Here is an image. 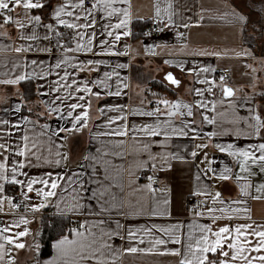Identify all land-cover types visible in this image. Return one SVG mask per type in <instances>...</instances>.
Returning a JSON list of instances; mask_svg holds the SVG:
<instances>
[{"label": "snow or ice", "instance_id": "obj_1", "mask_svg": "<svg viewBox=\"0 0 264 264\" xmlns=\"http://www.w3.org/2000/svg\"><path fill=\"white\" fill-rule=\"evenodd\" d=\"M246 2L252 5L250 14L233 7L225 15H230L233 22L241 26V33L247 32L251 27L254 32L259 33L260 39L264 40V0H246ZM121 4L128 6H118ZM257 4L260 5L259 8L255 7ZM18 8L24 11L27 24L20 20L14 21L13 15L10 14ZM172 8L173 4L169 0L163 9L168 24L174 23ZM29 13L32 14L28 15ZM161 13L162 9L157 4L156 17L163 23ZM251 14H255L257 19L252 20ZM0 18L3 19L4 24L14 22L22 30L31 26L30 32L22 33L20 37L22 40L46 42L44 46L36 48L31 45L27 47L21 45L15 51L45 53L50 63L32 59L31 65L38 66L39 73L34 71L31 77L23 73L15 79L2 82L15 84L30 78L46 81L45 84L39 85L40 89L47 88V91L40 92V95L55 94L53 99L45 101L49 112L56 113L61 120H66L70 125L60 127L54 135H59L60 132H78L86 127L90 119L92 97L99 99L102 95L120 96L121 86L128 87L126 81L121 79L120 73L116 71L117 68H125L127 65L113 66L109 63V59L123 54L117 50L116 46L122 36L132 35L130 0H0ZM183 27L188 28L189 24L185 23ZM38 29L43 31L42 36L38 34ZM144 35L150 36L151 33L146 32ZM177 35L183 38L184 34L177 33ZM155 47L158 46L146 45V51L155 54ZM203 54L205 53H201ZM241 54L249 55L250 53L247 50L237 53V55ZM165 63H173V61L166 60ZM177 66L183 70V64ZM101 68L111 69V71L101 72ZM208 70V68L202 69L204 72ZM84 71L95 72L96 75L91 78L81 77L80 73ZM188 71L197 72L199 76V72L194 68ZM52 75H55L56 79L48 82L47 77ZM113 77L116 78L115 90H113ZM165 80L175 86L181 83L172 72L166 74ZM224 80L225 77L221 76L219 85L215 79L200 80L199 83L209 86L207 89L197 87L192 90L194 95L199 97L194 103H187L181 99L160 98L155 101V107L150 110L134 108L130 111H126L125 106L103 105L99 109L101 114L106 115L105 109L119 114L106 117L105 127L108 130L96 133L97 136L127 137L131 132L134 150L137 155L143 154L146 157L140 160L136 167L149 168L154 174L157 171L171 170L174 165L193 164L196 169L197 187L195 190H190L189 195L203 197V199L189 210L197 217H207V223L198 225L189 223L186 235L183 232L185 225L179 221L167 227L156 224L139 229L127 227L119 219H113L111 216L114 210H119L121 216L126 215L123 198H118L105 187L103 182H97L96 188L91 190V199L101 204L98 211H94L90 204L82 202L87 199V196L80 193L89 192L86 185L93 179L90 173L87 176L82 174L86 171L83 165L81 172H73L69 177L78 186L79 191L74 188L77 195L72 198L71 203L64 201L57 196V191L61 189V181L65 176L54 172V169L61 166L62 162L68 161V154L57 151L55 158L42 156L39 154L36 143L30 141L27 130L22 129L19 122L12 124L6 119L0 120V125L3 126L0 128V211L3 210L4 201H8L13 209L22 206L25 210L31 209L34 213L51 206L55 209L51 217L53 227L57 226V217L62 220L68 213L82 215L87 212L90 215L102 217L90 225L85 220L84 223H78L77 227H70L69 234H60L52 243L55 255L44 261V264H115L118 251L151 253L157 252L158 246L169 243L178 245V247L164 249L167 254L175 258V264H264V223L254 221L248 207H240L247 205L250 199L264 200V114L259 106L249 107L247 116L231 122L234 125L242 124L243 128L237 126L226 129L219 126L218 130L207 133H203L194 119V109H199L202 110L200 111L202 123L217 124L216 117L208 114L210 106L211 111H215L216 101H206L203 97L205 91L213 93L216 87L220 88L223 97H233L234 89L224 83ZM21 106L16 104V111H19ZM129 116L155 119L152 122L130 125ZM177 116L182 117L178 124L175 120ZM161 117L165 118L161 119ZM23 120L34 123L27 117ZM43 127L49 126L45 124ZM13 129L20 132L16 140H13ZM224 136H235L236 140L231 142L218 140L212 147L230 157L231 166L225 163L223 166L214 167L218 164V158L215 156L209 158L208 152L205 151L209 148L208 143L195 145V149L201 150L199 152L196 150L189 152L187 148L181 149L178 145H170L173 137L191 139L206 137L212 140ZM160 137L164 139L161 140ZM241 138L249 142L241 146L237 142ZM65 139L67 137H61V140ZM120 143L123 144V141ZM153 145L159 146L162 151L154 153ZM170 146L175 150L169 151ZM58 147L62 148L63 145ZM84 160L89 162L93 171L97 164L108 163L101 156L88 155L84 157ZM44 165L50 166L49 169L38 174H32L29 171L43 168ZM147 180L148 183L143 188L155 193L157 191L153 187L156 183L155 175L148 176ZM233 184L238 188L239 193L238 198L235 199L231 195H225L235 191ZM6 186L18 187L19 197L24 203H13L14 197L5 195ZM214 186H218L221 190L213 191ZM53 198L58 200L55 205L52 204ZM33 200L40 202L32 203ZM169 203L167 197L162 201L153 199L150 205H141L139 213L150 216H171ZM29 223L27 216L24 215L11 223L0 222V261L11 251L10 248L6 250V245H12L16 249L26 247L20 238L28 236L30 230L28 227L21 229V225L26 226ZM13 228L17 229L14 234ZM157 231L162 235H156ZM194 232H198V235H194ZM114 236L129 242L128 246L123 249L114 248L111 243ZM146 236L150 237L147 241L148 246L143 248L136 246L145 244ZM36 248L39 250V243L36 244ZM106 253L111 254V261ZM9 260L11 264H15L13 257L9 256Z\"/></svg>", "mask_w": 264, "mask_h": 264}, {"label": "crops", "instance_id": "obj_2", "mask_svg": "<svg viewBox=\"0 0 264 264\" xmlns=\"http://www.w3.org/2000/svg\"><path fill=\"white\" fill-rule=\"evenodd\" d=\"M169 0H130L132 24L130 36H122L117 44V50L121 55L112 56L109 63L113 66L117 64H125V68H117L120 73V78L124 79L128 85L127 88L121 86L120 96H105L97 99L92 97L90 119L87 126L78 132L67 133L60 132L59 135H54L60 127L70 126L66 120H61L56 113H50L48 105L45 101L53 99L55 94L50 96L40 95V92H46L47 88L40 89L39 85L45 84L43 79L30 78L34 82L36 97L31 101H26L23 95L24 81L15 84H7L2 81L15 79L18 75L27 73L30 77L35 71L40 72L38 66L31 65L32 59L43 60L46 64L51 61L45 53L21 52L17 53L15 49L21 45H31L33 48L44 46V41H25L20 37L22 33L26 34L31 31V26L25 29H20L13 23L4 24L0 18V120H9L12 124L20 123L22 129L27 130L30 141H34L39 149V154L44 157L55 158L57 151H62L68 154L67 162H62L61 166L54 169V172H59L65 176L61 181V189H58L57 196L64 201L71 203L72 198L79 191L78 186L69 178L73 172H81V166L86 169L82 172L83 175L91 174L93 179L86 185L89 189L88 193L81 192V195H86L87 199L83 203L90 204L94 211H98L101 204L96 200L91 199V190L97 186V182H103L105 187L115 194L118 198H123L125 202L124 212L126 215L121 216L119 210H114L111 213L113 219H119L122 224L132 229L143 227H151L153 224L167 227L177 221L182 222L185 227L184 234H187V225L207 223V217H197L189 209L187 199L190 196L189 191L195 190L197 183L195 180V166L193 164L174 165L173 169L168 171H160L161 181L160 186L155 193L144 189L147 184L146 173L152 171L149 168H137L136 165L140 160L146 157L143 154L137 155L134 150V141L132 133L129 132L127 137L118 136H97V132L107 131L105 127L106 117L118 115L116 111L105 109L106 115L101 114L100 108L103 105H120L125 106L126 111L134 108L150 110L155 107V101L160 98L169 100L181 99L187 103H194L196 97L193 93L194 88L207 89L208 84L199 83L200 80H216V71L219 68L229 69L232 75L231 87L234 89V96L231 98L223 97L217 90L213 89V93L205 91L203 99L206 101H216L215 111H211L209 107L208 114L216 117L217 124L209 125L202 123L199 109H194V119L197 125L202 128L203 133L218 130L219 126L226 129L241 127L243 125H234L232 121L238 120L240 117L248 115V108L259 106L260 111L264 114V40H261L259 35L248 28L247 32L241 33L240 25L233 22L230 15H225L231 11L233 7L240 11L250 14L252 5L246 0H171L173 8V24L167 23V16L163 12ZM159 4L162 9L163 23L159 22L156 17V5ZM127 7L128 5H118ZM259 8L260 5H255ZM14 21L20 20L27 24L26 15L22 9H16L13 13ZM29 13L28 15H31ZM257 19L255 14H251V18ZM201 17L203 19H201ZM135 20L149 21L145 27L143 34L134 36L133 25ZM113 19V23H115ZM189 24L188 28H184L183 24ZM153 24L161 31L158 38L145 36L146 28ZM163 29V30H161ZM39 35H43L42 30H37ZM177 33H183V38ZM249 33L255 38L249 42L245 41V35ZM127 45V47H125ZM146 45L158 46L154 48V53L146 51ZM247 50L249 55H237ZM201 53H205L201 55ZM219 55H216V54ZM83 58V57H81ZM166 60L173 63H165ZM27 61V66H25ZM178 64H183V70L178 67ZM196 69L199 72H189L188 69ZM208 68L207 72L202 69ZM104 69L101 68V72ZM168 72L181 81L179 86L171 85L165 80ZM95 72H81V77L91 78L95 76ZM56 79L55 75L48 76L47 81L50 82ZM116 78L113 77V90L116 88ZM155 81L163 83L165 86H156ZM217 82V80H216ZM217 85L219 83L217 82ZM164 87V88H163ZM160 88H163L161 90ZM155 94V95H153ZM223 101V102H221ZM16 104H21L19 111H16ZM27 104L28 109H31L32 115L23 111V106ZM79 111V110H77ZM27 117L29 123L23 120ZM165 117H161L164 119ZM153 117L129 116L128 122L140 124L142 122H152ZM182 117L175 118L178 124ZM193 119V118H188ZM119 123V121L117 122ZM47 124L49 127L44 128ZM0 128H3L0 125ZM13 140L18 139L20 132L16 129L12 130ZM61 137H67L61 140ZM160 139H164L160 137ZM231 142L236 140L235 136H224L208 140L191 139L188 137H173L170 145H178L181 149L187 148L188 151L196 150L194 146L200 143H208L209 158L217 157L218 164L214 167L223 166L227 163L231 166V158L224 153H219L212 145L217 141ZM123 141V144L120 142ZM241 146L246 145L249 141L241 138L237 141ZM63 145L62 148L58 147ZM99 149V152L97 150ZM169 151L175 150L174 147H169ZM35 151V149H34ZM154 153L161 152L162 149L157 146H152ZM107 153V155H104ZM101 156L108 163L97 164L95 171L89 166V162L84 160L85 156ZM50 166L44 165L40 169H30L32 174L41 173L48 170ZM107 169V171H106ZM238 171V169H234ZM68 173V175H65ZM134 174V175H133ZM74 188L77 191H74ZM235 191L233 193H225L231 195L233 199L238 198V188L233 184ZM221 190L218 186L213 187V191ZM5 195L18 194V187L11 188L6 186ZM167 197L170 201L168 207L171 216H150L140 214L141 205H150L152 200L162 201ZM203 198V197H201ZM32 203H39V200H33ZM58 202L57 198H53L52 204ZM14 203V202H13ZM63 207V205H61ZM248 207L251 212L252 219L257 223H264V200H249L247 205L240 207ZM133 209L135 211H133ZM50 210H55L54 207L41 209L39 212H33L31 209L16 212L8 203L4 201L3 210L0 211V222L11 223L14 219H19L21 215L27 216L30 223L21 225L28 227L30 234L20 238L26 245L24 249H16L12 245H6V250L11 249L10 253L4 257L0 264H11L9 256L13 257L15 264H44V261L51 259L55 255V250L52 248V253L43 258H39V250L36 244L39 243V234L41 232V222L45 215ZM74 222L84 223L85 220L89 225L102 217L90 215L85 212L82 215L67 214ZM243 215V213H241ZM71 227H73L71 225ZM17 229H12L14 234ZM84 231V229H81ZM96 231V229H93ZM69 234V233H67ZM156 235H162L158 231ZM143 235V233H141ZM198 235V232H194ZM70 238L71 235H70ZM150 237H145V244L136 246L146 247ZM55 241V240H54ZM53 241V242H54ZM111 243L116 249H123L128 246L129 242L121 240L119 237H112ZM178 247L169 243L165 246H158L157 252H137L128 253L118 251L115 256V264H175V258L167 254L164 249ZM40 249V248H39ZM109 260H112L111 254L106 253Z\"/></svg>", "mask_w": 264, "mask_h": 264}, {"label": "trees", "instance_id": "obj_3", "mask_svg": "<svg viewBox=\"0 0 264 264\" xmlns=\"http://www.w3.org/2000/svg\"><path fill=\"white\" fill-rule=\"evenodd\" d=\"M149 24V21L144 20H135L133 25V35L138 36L142 35L145 27ZM256 34L259 35V33L256 32ZM254 36L253 34L250 35L247 33L245 35V41L249 42L250 40H253ZM255 41L257 42V39L255 38ZM156 86H165L163 83L159 81L154 82ZM23 86V95L25 100L31 101L36 97V91H35V85L34 82L31 80H26L22 83ZM164 88V87H163ZM163 88H160L163 90ZM23 111H25L27 114L32 115V112L29 111L27 104L23 106ZM52 216L45 215L41 222V232L39 234V242L41 244L39 249V258L47 257L52 253V243L55 239L59 237L60 234H67L68 229L72 225V219L66 215L62 220L57 217L56 218V227L52 226Z\"/></svg>", "mask_w": 264, "mask_h": 264}, {"label": "built area", "instance_id": "obj_4", "mask_svg": "<svg viewBox=\"0 0 264 264\" xmlns=\"http://www.w3.org/2000/svg\"><path fill=\"white\" fill-rule=\"evenodd\" d=\"M145 32H150L151 35L150 37L152 38H158L160 35H161V31L158 27L154 26L153 24H150ZM221 76H224L225 77V80H224V83H227L228 85H231L232 83V75H231V72L229 69H226V68H219L217 69L216 71V80L217 82L220 84V77ZM217 90L220 94H222V92L220 91V88L217 87ZM152 175H155V178H156V183L153 185L154 188H158L160 186V181H161V174H160V171H157L155 174L153 173V171H149L148 173H146L145 177H146V180H147V177L148 176H152ZM148 182V180H147ZM203 198H197L195 196H189L188 199H187V205L189 208H191L194 204H197L199 203L200 200H202ZM14 203H20V204H23L24 202L20 199L19 195H15L14 196V200H13ZM22 206L19 207V208H15L14 211L16 212H19L22 210ZM54 210H50L48 215L52 216ZM73 227H77L78 226V222H74L72 224Z\"/></svg>", "mask_w": 264, "mask_h": 264}, {"label": "rangeland", "instance_id": "obj_5", "mask_svg": "<svg viewBox=\"0 0 264 264\" xmlns=\"http://www.w3.org/2000/svg\"><path fill=\"white\" fill-rule=\"evenodd\" d=\"M252 20H255L254 18H253V16H252ZM250 28V30H252V28L251 27H249Z\"/></svg>", "mask_w": 264, "mask_h": 264}, {"label": "water", "instance_id": "obj_6", "mask_svg": "<svg viewBox=\"0 0 264 264\" xmlns=\"http://www.w3.org/2000/svg\"><path fill=\"white\" fill-rule=\"evenodd\" d=\"M228 86H230V85H228ZM231 87V86H230Z\"/></svg>", "mask_w": 264, "mask_h": 264}]
</instances>
